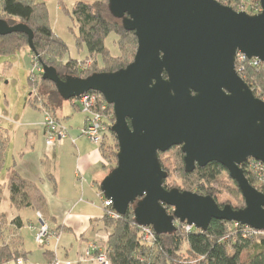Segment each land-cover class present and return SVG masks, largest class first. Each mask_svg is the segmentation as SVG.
I'll use <instances>...</instances> for the list:
<instances>
[{"label": "water", "instance_id": "1", "mask_svg": "<svg viewBox=\"0 0 264 264\" xmlns=\"http://www.w3.org/2000/svg\"><path fill=\"white\" fill-rule=\"evenodd\" d=\"M259 2L261 11L249 14L216 0H108L111 15L136 37L130 63L61 79L53 66L39 62L41 77L54 83L63 100L93 91L112 106L116 165L99 189L119 215L133 206L134 220L157 234L174 232L175 221L202 231L213 220L264 230V193L242 168L248 158L264 163V100L234 64L237 51L264 63V0ZM10 33L26 34L37 56L27 24L0 19V35ZM174 146L187 172L210 162L222 166L244 207L166 189L158 154Z\"/></svg>", "mask_w": 264, "mask_h": 264}, {"label": "trees", "instance_id": "2", "mask_svg": "<svg viewBox=\"0 0 264 264\" xmlns=\"http://www.w3.org/2000/svg\"><path fill=\"white\" fill-rule=\"evenodd\" d=\"M71 14L77 25V44H83L86 47L89 54L87 56H92L94 63L97 65V71L92 73L116 71L132 61L137 45L136 37L132 31L123 29L120 19L111 15L108 8V0H95L91 3L77 2ZM0 19L9 25L20 22L27 24L33 31L32 42L37 55L36 60H39L38 63L41 62L48 66H53L61 79L66 76H75V71H78L76 60L70 59L65 63L61 61L67 51V46L50 28L48 13L44 3L36 2L35 0H0ZM110 33H114L116 36L115 41L119 49L117 56H112L105 45V39ZM27 44V35L24 33L0 35V55L14 54ZM97 54L102 58L101 64H98L96 60L95 55ZM80 73L82 72L80 71ZM79 75L81 74L77 76ZM239 75L252 89L255 96L264 98V65L255 67L246 63ZM38 76L39 82L29 77V83L34 88V96L29 101L34 107L40 111L50 113L59 121L56 113L62 108L65 100L58 94L54 83L44 80L41 77V72H39ZM86 76L88 75L79 77ZM100 98L103 99L102 96ZM72 104L75 108L78 107L80 109V106L76 105L75 102ZM107 107L111 111L112 106L107 104ZM111 121L108 137L115 142V137L111 130L114 118ZM8 140L7 131L0 127V167L4 160V149ZM103 143L100 144V148L104 155ZM179 151L181 158H183L180 149ZM116 152L114 151L115 157ZM158 159L162 168L167 172L163 182V186L166 189L177 188L180 191H192L200 195H210L214 199V185L220 181L219 176L222 172L227 173L216 162L207 163L203 167L196 166L191 172L185 171L183 164L179 167L181 175L190 188L169 187L166 183L169 172L159 155ZM242 168L250 184L262 191L253 175L245 166L242 165ZM232 183L236 185L234 181ZM4 185L9 192V200L12 207L17 210L31 208L39 212L43 219L48 218L46 198L35 183L24 179L18 174L14 165L8 168ZM235 188L239 191L238 187ZM262 192L264 193V191ZM217 203L220 206L226 205ZM231 206L235 209L244 207V205ZM167 209L168 212H171V208ZM2 219L3 214L0 211V220ZM14 221H19L18 224L21 226L19 218ZM102 221L106 230L105 254L109 264H176L174 263V256L183 244L186 246L187 254L196 264H264V235L243 236L239 228L233 226V222L213 220L204 231L195 228L185 231L180 223L176 225L174 232L162 234L154 232L155 239L152 242H146L141 234V225L134 220L133 206H129L124 215H119L117 218L103 216ZM0 247L1 249L2 247L10 249L8 245H0ZM154 248H157L160 253L161 263H158L153 257ZM246 248H251V251L248 252L246 260L241 261L240 255ZM19 253L23 257L27 256V252ZM48 253H50L49 257L52 258V252L45 250L43 254L48 256ZM2 256L3 253L1 252L0 258ZM3 257L5 258L6 255Z\"/></svg>", "mask_w": 264, "mask_h": 264}, {"label": "rangeland", "instance_id": "3", "mask_svg": "<svg viewBox=\"0 0 264 264\" xmlns=\"http://www.w3.org/2000/svg\"><path fill=\"white\" fill-rule=\"evenodd\" d=\"M36 2L44 3L48 13V24L53 33L59 37L67 46V51L61 58L62 62H67L70 59L76 60L77 70L75 76L89 75L94 71H97V65L94 63L92 56H87L88 51L86 47L81 44H77V25L72 16V9L77 2L91 3L95 0H35ZM115 34L110 33L105 39V45L110 50L112 56L119 54V49L115 41ZM98 64L102 63L100 55H95ZM33 51L29 48L28 44L25 45L20 51L10 55H0V127L4 128L9 135V140L4 149V160L0 167V190H1V203L0 211L3 214V219L0 220V245H8L10 247H0V253L3 256L0 258V264H50L51 260L68 261L75 264L77 257H81L86 249H88L90 243L105 246V234L106 231L102 229L97 230L99 237L88 233L85 236V240H94L84 245L80 252L76 248V243L71 240L69 236L64 232L66 242L71 246V251L68 258H62L56 253L53 257H49L50 253L44 255V249L55 248L59 242L61 232L51 231L52 221L46 220L47 228L40 239H37L38 234L41 232L42 225L39 223L38 218L34 215V211L30 208L23 209L21 211L12 207L9 200V192L5 188L4 181L8 168L13 165L16 166V154L25 147H29L28 155H36L43 153L46 150H52L56 145H47L45 143V134L42 126L43 112L31 104L29 99L34 95V88L29 83V77L39 82V72H42L41 66L36 60ZM40 67V68H39ZM39 68V69H38ZM80 71L82 73H80ZM78 72V73H77ZM74 99L65 100L62 108L57 111V118L64 119L67 112L72 113V123L79 125L82 120V115L79 113L72 103ZM79 106L78 102H75ZM70 115V114H68ZM60 122V121H59ZM61 123V122H60ZM43 131V132H42ZM115 137V135H114ZM75 143V141L72 140ZM33 145V148L31 146ZM112 144V145H111ZM109 145V146H108ZM108 146V147H107ZM72 149V148H71ZM73 155L71 157V164L77 169L78 178L82 176L81 161L77 163V160L82 156L86 157L89 154L100 153V145H96L90 142L86 137H82L76 141L73 146ZM117 141H112L109 137L105 139L104 155L103 152L99 156L100 164L98 167L103 168L106 174L112 167L116 165V157L114 151H117ZM179 146H174L166 152L159 153V158L163 162L165 168L168 170L169 175L166 179V183L169 187H179L180 189H189V185L184 182L181 175L180 165H183V161L179 151ZM33 151V152H32ZM32 152V154H31ZM182 156L183 153L181 152ZM92 157V156H91ZM30 158V157H29ZM43 159V156H41ZM83 158V159H84ZM99 159L98 157H96ZM45 162V161H44ZM102 162V163H101ZM80 170H79V169ZM96 168V167H95ZM79 170V171H78ZM220 181L214 185L215 187V199L221 204H231L236 206H243L244 200L239 191L236 190L232 181L229 179L228 173L222 172L219 176ZM80 201V200H79ZM77 201V202H79ZM52 203V201L50 200ZM103 216H106V210L104 207ZM21 216L24 221V228L21 230L20 235L16 231V217ZM29 221H33L34 225H30ZM59 218V216H58ZM60 219H58L59 221ZM177 221H175V224ZM180 224V223H179ZM185 223H181L182 227ZM104 232V233H103ZM95 233V234H96ZM22 238H21V237ZM72 237V236H71ZM65 239V238H64ZM23 240V241H22ZM64 240L60 243L62 244ZM86 242V241H85ZM27 246L31 253L27 251V256L23 257L19 252H23L24 248L21 245ZM86 244V243H85ZM251 248H246L240 255V260H246L248 252ZM26 252V251H24ZM44 255V257H43ZM17 257V258H16ZM46 257V258H45ZM153 257L158 263H161L160 253L157 248H154ZM174 263L176 264H196L195 261L187 254L186 246L183 244L181 249L177 251L174 256ZM46 259V261H45ZM75 261V262H74ZM74 262V263H73ZM84 264V263H79ZM91 264V263H87Z\"/></svg>", "mask_w": 264, "mask_h": 264}, {"label": "crops", "instance_id": "4", "mask_svg": "<svg viewBox=\"0 0 264 264\" xmlns=\"http://www.w3.org/2000/svg\"><path fill=\"white\" fill-rule=\"evenodd\" d=\"M76 109L79 110L78 107ZM79 113L82 115V120L79 125L72 123L71 118L74 115L73 112H67L64 119H59L67 129V137L62 142L56 143V146L52 150L45 149L43 153L38 154V158L35 160H33V158H36V155H28V151H30L28 149L29 147L23 148L16 154V171L24 179L35 183L47 201L48 218L43 219L39 212L32 209L34 215L38 218L39 223L40 219L43 220L44 224L40 223L41 225L47 226L46 220L52 221L51 231L61 232L59 243L54 245L55 248H53V250H44L56 253L62 258H68L71 251V246L69 247L67 244L64 232L69 236L68 242H70V245L71 240L74 241L77 250L80 252V249L84 245L94 241L85 240V236H88V233L93 234L97 239V237H99V232L96 233L97 230L100 231V229H102L106 231L102 221V200L104 196L99 189L100 181L106 175V171L103 168L104 164H102V168L98 167L100 164L99 156L102 152L101 154H89L85 158L81 156L77 160L79 164L82 158L81 180L77 176V169L71 164L70 160L73 155L74 144L81 136L83 137V135L80 134V128L84 122V115L80 110ZM72 140L75 141V143L72 142ZM104 144L105 142L103 145ZM31 146L33 148L32 144ZM41 156H43V159ZM16 218H19L21 221V226L18 224L19 221H16V231L20 235L21 230L24 228V221L21 216ZM27 219L29 221V218ZM58 219L60 220L58 221ZM29 223H31L30 225L32 226L34 225L33 221H29ZM62 240L64 241L61 244L60 242ZM21 246L24 248L23 250L26 252L28 251L30 255L31 250L24 244Z\"/></svg>", "mask_w": 264, "mask_h": 264}, {"label": "built area", "instance_id": "5", "mask_svg": "<svg viewBox=\"0 0 264 264\" xmlns=\"http://www.w3.org/2000/svg\"><path fill=\"white\" fill-rule=\"evenodd\" d=\"M222 4L231 6L235 11H245L249 14H255L261 11V5L259 0H216ZM259 67L264 65L257 58L248 59L244 54L237 51L235 55V69L238 73L242 71L245 64ZM40 68V67H39ZM38 68V69H39ZM100 94L97 92H86L77 98H73L75 102L79 103L80 111L84 115V122L80 128V134L85 136L89 141L96 145H100L105 142V139L110 133L111 119L114 118L113 110L108 109L105 100L100 98ZM264 100V98H260ZM42 126L45 134V143L47 145H55L62 142L67 137L66 127L57 121L50 113L43 112ZM245 168L253 175L257 185L262 191H264V163L253 158H248L244 163ZM82 179V176L79 177ZM102 206L106 210V216L117 218L119 214L112 208V202L103 197ZM112 208V210H111ZM179 224L177 222L175 225ZM235 228H239L243 236H259L264 235V230L253 229L246 225H241L238 222H233ZM47 226L42 225L41 232L38 234L37 239H40L45 232ZM185 231H190L194 227L192 225L184 224ZM143 240L146 242H152L155 239L154 230L151 226L140 227ZM105 240V239H104ZM75 262V261H74ZM73 262V263H74ZM68 261L53 260L50 264H71ZM76 263H91V264H109L105 254V246L102 248L100 245L90 243L88 249H86L81 257H78Z\"/></svg>", "mask_w": 264, "mask_h": 264}]
</instances>
